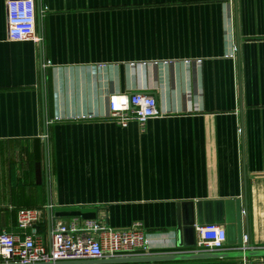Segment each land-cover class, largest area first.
<instances>
[{"label": "crops", "instance_id": "obj_1", "mask_svg": "<svg viewBox=\"0 0 264 264\" xmlns=\"http://www.w3.org/2000/svg\"><path fill=\"white\" fill-rule=\"evenodd\" d=\"M37 32L10 41L0 0V232L51 204L141 224L152 254L194 251L182 206L239 200L243 242L264 248V0H37ZM135 93L161 113L144 129L110 118Z\"/></svg>", "mask_w": 264, "mask_h": 264}, {"label": "built area", "instance_id": "obj_2", "mask_svg": "<svg viewBox=\"0 0 264 264\" xmlns=\"http://www.w3.org/2000/svg\"><path fill=\"white\" fill-rule=\"evenodd\" d=\"M5 3L9 40L33 41L41 45L44 36L37 32V0H5ZM236 51L234 48V57ZM48 65L46 63L42 67L47 68ZM109 110L110 118L122 127L135 121L144 129L148 120L161 116L157 99L143 93L129 97L113 94L109 99ZM42 139L47 141V134ZM52 209L53 206L48 204L44 208H22L18 211L16 228L22 236L6 230L0 232V264H91L92 260L152 254L148 235L141 224L115 229L99 218L75 216L66 220L53 215ZM46 211L51 215L45 240L39 229L46 222ZM196 232L194 252L226 250L225 227L218 224L198 226ZM250 263L244 258L233 264Z\"/></svg>", "mask_w": 264, "mask_h": 264}, {"label": "water", "instance_id": "obj_3", "mask_svg": "<svg viewBox=\"0 0 264 264\" xmlns=\"http://www.w3.org/2000/svg\"><path fill=\"white\" fill-rule=\"evenodd\" d=\"M183 213L178 220V238L181 240L179 248H194L196 246L198 226L218 224L223 225L227 231V245L229 251L213 253H196L191 250L173 253H160L145 256H128L103 259L91 264H155L166 262H179L206 259H248L264 257V248H251L250 244L243 242L242 206L239 200H217L197 202L183 205ZM58 216L95 218L93 213L78 211L60 213ZM95 262V261H94ZM71 264V263H67Z\"/></svg>", "mask_w": 264, "mask_h": 264}, {"label": "rangeland", "instance_id": "obj_4", "mask_svg": "<svg viewBox=\"0 0 264 264\" xmlns=\"http://www.w3.org/2000/svg\"><path fill=\"white\" fill-rule=\"evenodd\" d=\"M45 229H46L45 226H42L41 233H42L43 235H45V233H46V230H45Z\"/></svg>", "mask_w": 264, "mask_h": 264}]
</instances>
